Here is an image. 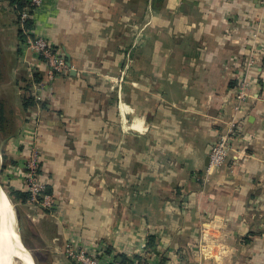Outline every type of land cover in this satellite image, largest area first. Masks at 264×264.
Returning <instances> with one entry per match:
<instances>
[{"label": "crops", "instance_id": "1", "mask_svg": "<svg viewBox=\"0 0 264 264\" xmlns=\"http://www.w3.org/2000/svg\"><path fill=\"white\" fill-rule=\"evenodd\" d=\"M31 20L70 65L38 106L31 69L45 78L46 64L0 0V91L16 94L17 129L1 179L28 192L38 149L53 206L17 205L40 264H76L68 240L123 264H264V0H46ZM235 117L229 155L211 167Z\"/></svg>", "mask_w": 264, "mask_h": 264}, {"label": "built area", "instance_id": "2", "mask_svg": "<svg viewBox=\"0 0 264 264\" xmlns=\"http://www.w3.org/2000/svg\"><path fill=\"white\" fill-rule=\"evenodd\" d=\"M26 6L20 13V28L24 32L23 40L21 41L22 48L34 52L36 57L46 64L47 77L42 80H36L34 76L35 69L32 67L31 85L34 93V97L38 102V106L42 101V93L47 89L55 79V77L69 69L64 54L55 48V45L51 40L46 37L37 35L32 28H27L25 21L33 18L34 12H36L46 0H23ZM253 62H250V65ZM250 81L246 77H242L238 82V90L236 94V111H241V105L248 97V88ZM39 115L38 112H33L31 119H35ZM240 121L239 118H234L227 123V128L220 136L218 141L214 144L210 152V166L222 165L230 152L231 136L235 133L236 125ZM34 146V145H33ZM39 152L36 147L32 150L30 158L27 160L25 168V177L30 199L33 202L39 203L46 207L53 206V199L45 193V184L41 183L38 179L37 172L40 167ZM64 252L73 260L76 264H123L122 262L115 261V256L108 258V254L101 248L94 251L80 246L74 240H68L65 244ZM134 264H148L146 258L141 261L135 260Z\"/></svg>", "mask_w": 264, "mask_h": 264}, {"label": "trees", "instance_id": "3", "mask_svg": "<svg viewBox=\"0 0 264 264\" xmlns=\"http://www.w3.org/2000/svg\"><path fill=\"white\" fill-rule=\"evenodd\" d=\"M10 3V7H12L14 13H15V17H16V22L20 25V13L21 11L24 9V7L26 6L25 1L23 0H8ZM25 25L27 28H31L33 25V22L31 19H28L25 21ZM20 36L23 40L24 37V32L21 29L20 30ZM6 71V66L5 63H2V60L0 59V82L3 79L4 73ZM44 78V76H41V73L36 72L35 75V79L36 80H42ZM22 81H27V79L25 77H21ZM24 89L26 91H28V93L22 97V106L24 110H27L28 108H30L31 106H34L35 104V100L33 95L30 93V85L29 83H27L26 85H24ZM16 127L9 121V118L6 114V106L3 102H1L0 100V133L4 136L7 135H11L16 133ZM40 173V169L37 172V176H39ZM39 179V177H38ZM5 190L7 191L8 195L10 196L12 202L14 204H17L18 201L21 202H27L28 200H30V194L29 192H24L18 189H15L13 187L10 186H6ZM156 245V236L155 235H149V239H148V243L146 246V252L152 253L153 248ZM124 260H126V262H124L125 264H128L129 261L128 259H126L125 257H123ZM132 263V262H131Z\"/></svg>", "mask_w": 264, "mask_h": 264}, {"label": "bare ground", "instance_id": "4", "mask_svg": "<svg viewBox=\"0 0 264 264\" xmlns=\"http://www.w3.org/2000/svg\"><path fill=\"white\" fill-rule=\"evenodd\" d=\"M15 207L5 189H0V264H36L24 247L15 222Z\"/></svg>", "mask_w": 264, "mask_h": 264}, {"label": "rangeland", "instance_id": "5", "mask_svg": "<svg viewBox=\"0 0 264 264\" xmlns=\"http://www.w3.org/2000/svg\"><path fill=\"white\" fill-rule=\"evenodd\" d=\"M2 60V59H1ZM2 63H6L5 59L2 60ZM8 76H3L2 81L0 82V87H2V85L4 83H6V81H4V78H7ZM21 79V77H20ZM22 81V79H21ZM27 83H25L24 85H26ZM30 85V83H29ZM33 89V88H32ZM6 91V89H5ZM5 91H0V100L1 102H3L5 104L6 108V114L7 116H9V112L11 114H13V112H16V94L15 92H13L12 90H9L7 92ZM33 91V90H32ZM6 139L4 135H2L0 133V141ZM5 143L3 144L2 147V152H4L5 150ZM4 164H5V159L3 160ZM2 180V185L3 188L5 189L6 186H8L7 184H5ZM15 207V217L14 219H12L11 222H15V227L18 228V232H19V236L21 239L22 244L26 247V249L30 252V254L33 256L35 263L36 264H40V260H39V253H37V251H35V243H34V238L31 236L30 234V229L27 228V225L25 223V218L23 216V211L21 210L20 206H18L17 204H14ZM33 233V232H32ZM21 264V263H20Z\"/></svg>", "mask_w": 264, "mask_h": 264}, {"label": "water", "instance_id": "6", "mask_svg": "<svg viewBox=\"0 0 264 264\" xmlns=\"http://www.w3.org/2000/svg\"><path fill=\"white\" fill-rule=\"evenodd\" d=\"M6 139L0 141V189H4L2 185V180H1V175L4 169V162H3V152H2V147L3 144L5 143ZM25 247V246H24Z\"/></svg>", "mask_w": 264, "mask_h": 264}]
</instances>
